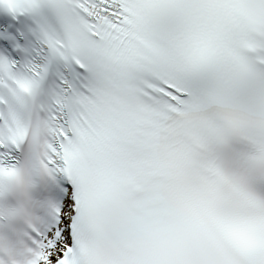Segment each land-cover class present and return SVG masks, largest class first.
I'll list each match as a JSON object with an SVG mask.
<instances>
[{
	"label": "snow or ice",
	"instance_id": "snow-or-ice-1",
	"mask_svg": "<svg viewBox=\"0 0 264 264\" xmlns=\"http://www.w3.org/2000/svg\"><path fill=\"white\" fill-rule=\"evenodd\" d=\"M0 264H264V0H0Z\"/></svg>",
	"mask_w": 264,
	"mask_h": 264
}]
</instances>
